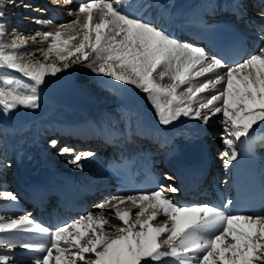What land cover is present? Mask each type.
I'll return each instance as SVG.
<instances>
[{"label":"bare ground","instance_id":"obj_1","mask_svg":"<svg viewBox=\"0 0 264 264\" xmlns=\"http://www.w3.org/2000/svg\"><path fill=\"white\" fill-rule=\"evenodd\" d=\"M7 1L9 5H12V6L15 5V0H7ZM217 1H221L223 3L221 6V9L215 8L216 7L215 5H217L218 3ZM135 2L137 1L133 0V3ZM159 2L165 3L166 5L155 7L156 5L159 4ZM59 3H61L60 7H62V9L64 8L63 10L67 12L68 10H71L75 6H79L80 8L81 7L92 8L96 6L90 11L82 10L78 16V17H80V15L82 16L80 17L81 18L80 23L79 21H75V22H78L75 28H71L73 26L72 24H71L72 26L69 28L70 24L68 23H70L71 20L75 19L77 14L68 15L67 12L63 10H61L60 12L58 11L53 12V9H51L52 6L50 7L49 5L48 6L49 8H47L49 13L45 14L47 17L46 19L48 20V25H43L44 35L42 34L41 36H39L37 34L38 38L47 41L50 44V46H52L53 48L56 46L64 45L66 49L71 48L70 49L71 53L74 50H76V49H72V46L77 45V43H81L82 46L88 45L89 50L93 48L103 49L102 52H104V54L100 52L102 55H98L96 57V55L94 54L95 56H91V57H94V59H97L95 60L97 62L90 63L88 60V61H85V63L89 62L87 66L86 65L81 66L79 71L80 72L82 71L84 75L82 77V80L78 79L79 83H83L85 84V87H89V85L87 86V83L90 82L89 77L91 76V73L94 76L96 75V71H95V74L93 73L94 70H98L101 72L102 71L105 72L106 70H113L117 73V75L121 74V71L118 70V67L112 64H107V63L109 61L111 62L114 59H118L120 53H117V52H121L126 46L133 44V43L134 44L147 43L151 47H153L157 53L156 55L152 49H149V53L151 54V57L153 58V65L155 64L156 72L158 71L162 74L160 76V81L158 80L159 81L158 84L169 85L168 83H170L171 86L173 84H176L178 87L179 86L186 87L188 89L186 91L187 93H189L188 95L195 94V93L202 94L203 96H202L201 102L203 103V101L205 100L206 104L209 103L206 106L207 109L217 110V106L213 102L214 100L206 99L210 97L214 98L215 91H213L214 89L211 88L213 85H209V84L204 85L205 84L204 81H206V79L204 80L202 79V82H201V79L196 78V77L199 78L202 74L204 75L205 72L210 71L211 69H214V71L210 75H214V78L212 80L213 81L216 80L214 81L216 83L215 86L216 85L223 86V92H224L225 101H226L224 107L227 106L228 101H229V104L231 105L230 110L234 112V114L231 115L233 119L231 118L230 120L232 124L234 123V125H230V128L232 129L235 128L237 130L236 133H237L238 140L241 137H244L245 134H247L251 143H252V140L255 143V148L258 151L263 149L262 146L260 145V140L264 138V134H263L264 113L263 112H259V113L251 112L252 114L244 115L242 121L238 122V119L242 114L245 113L244 111L248 112L254 107V106L252 107V103L253 104L259 103L258 99H254L253 97L249 98V96L247 95H246L247 97H245V95L243 96V93L246 94V91L248 90H252V93H255L257 95L264 93V86H263L264 78L260 79L261 78L260 76L257 77L258 73L255 71L253 72V74H251L252 73L251 72L250 75L243 77L242 71L243 70L245 71L247 68L246 67L245 69H243L245 65H242L241 67H236L233 69L228 68L227 70H223L222 67L218 66L217 61L213 60L211 64L217 63L216 67L212 66L214 68H211V67L208 68L209 67V65L207 64L208 62L205 63L206 59L204 60L203 55L201 53L185 50L183 49L184 46L182 44L176 45L177 43L175 42V40H173L175 38L173 36L175 33L174 30H177L178 28L181 29L182 27L186 28L187 24L185 23L189 22L188 20L192 22V21H196L197 19H206V20H209V22L211 23H216L218 18H216L215 16L220 15L222 12L225 11V9L226 11L227 10L229 11L232 6L234 8L236 7L241 8L242 11H244V13H246L245 10L251 12V15H249V17H251L252 21H257V18H256L257 16L256 14L254 16V11L249 10V7L251 10H253L249 0H200V4H197V3L193 4V0H190V2H186V3L177 2L176 0H144L145 5H149L152 7L150 8L152 10V13L150 11L145 12V8H142L141 12H136L137 15H134L133 13V10L135 6H137L136 5L137 3L135 5H131L129 3L126 6H124L122 1L121 3L120 2L117 3L115 1L113 2L112 0L111 3H109V6L108 7L106 6L107 7L106 11L104 10L105 16L103 17H106L105 19H107L108 21L103 19V17L101 18V16L96 13V8L100 7V6L97 7V4H100L102 2L95 1L89 4H83L80 2V0H59ZM56 6H58V4ZM209 10L212 13L217 11V14L216 15L212 14L213 16L205 14V12L206 11L209 12ZM117 13L123 16H119L117 15ZM49 14L50 15L54 14L56 18L54 17L50 18L51 16ZM189 14H190V17L186 18L187 21L184 20V16H187ZM58 17H61V19L59 20ZM72 17L73 19H71L70 21H66ZM229 17L231 18V16ZM260 17H263V16H260ZM0 19H1V16H0ZM75 20H78V19L76 18ZM39 21L40 20L35 19V16H34V18L27 21V23L31 25V23L32 24L34 22L38 23ZM258 22L261 24V20H258ZM2 25L0 27V30L2 28ZM60 25H62L63 29L59 27ZM110 25L112 26L110 27V30H108L107 28H109ZM24 26H26V24ZM26 28L27 27H22L21 25H19V27L15 26L16 31H14L13 34L10 36L13 37L14 40L17 39L19 41L18 37L21 36L20 35L21 33L19 32L27 31ZM72 29L74 30L70 31ZM37 35H35L32 40L29 39L30 37L28 39L22 38V41H20V44H18L19 46L17 48V44L16 46L14 45L11 46V44L9 43L11 41L8 40L9 38L7 39L6 37L7 35L5 34L2 37L3 41L1 44H4V45L6 43L8 44V48L5 51V54L8 56L6 57L7 61L10 64L14 65L15 67L21 68L19 66L20 60L18 59L15 52H20L19 54L22 55L24 52V50H22V46L25 45L23 44V42H28L29 44L31 41H34L36 43L38 41L37 40L38 38L36 37ZM76 35L79 39H76L75 41L73 37H76ZM130 47L128 48L131 50ZM85 48L87 47H84V49ZM85 51H82V52L78 51L79 53L77 51L76 52H77V55L79 56L80 54L81 59H83L85 58V56H83L82 54H84ZM114 53H117V54H114ZM86 55L89 56L88 52L86 53ZM129 58H130V55H129ZM79 59L80 57H78V60ZM100 59H102V61H100ZM83 60H86V59H83ZM247 63L248 64L250 63V67L254 64L255 67L258 68V66L260 65L262 66L264 62H261V60H257L256 64L252 62V65H251L250 61H248ZM201 64H207L208 69L200 67L201 69H203V71L199 73H195L197 71H195L194 69L196 68V66H199ZM255 67L253 69H256ZM146 70L144 71V73L146 72ZM64 71L65 70H63L62 68L58 66H48V67L43 66V68L34 69L32 74L33 76L34 75L45 76V77L49 76L52 78L63 80L65 77ZM190 72L192 73L190 74L192 78H195L194 81H192L193 79L189 75H187ZM150 73L152 72H148V74L147 73L146 74L149 75ZM154 76L155 75H153L152 77ZM157 78L159 79V77ZM239 78L241 79L243 78L246 81L249 80L247 82H250V83L246 85L245 81L242 80L240 82L241 79ZM149 79L151 80V78ZM207 80H211V78ZM232 82H236V83L234 84ZM155 83L157 82L155 81ZM147 85L148 84H146L145 88L147 87ZM225 85H226V88H225ZM151 86L147 92V97L150 103L153 105L154 110L152 111V114L150 113L151 123L148 120L150 124L147 128L142 127L140 123L134 122V120H131L130 115L128 116L129 119L127 118L128 119L127 122H125L121 120L124 117V115L119 114V112H116L115 114L113 112L112 113L104 112L105 108L100 106L101 102L100 103L96 102V99L94 98L95 101H91L90 103L93 105L94 104L97 105L96 107H99L98 109L103 110L101 117L96 118V119L100 121H105L102 123L109 124L108 128H111L112 126L117 127L120 124L123 130L125 131V133H129L132 130V133L135 136H138L141 138L151 137L158 144L159 152L162 153L163 155L166 154V158L168 157L171 159L170 161L171 165H168V166L165 165L164 158L160 160L158 159L157 161L158 163H162V165L166 168V169L161 168V171H167V172H163L167 175L166 177L173 179L175 182L178 181L179 176L177 175L178 178L177 176L173 177V173L171 172H174V173L176 172L177 174H183L189 177V176L195 175L197 171L202 170L204 167L209 168V166H211L212 164H213L212 166L217 167L218 164H216L215 158L212 159V156L216 155V153L219 151L220 147L222 146L221 142L223 140L222 139L223 137H225L227 140L231 138V135L229 133L225 134V136H222V137L220 134H218L216 138H213L211 140L208 139L206 141L204 139L203 140L197 139L191 135L186 138V142L184 141V142L179 143L175 148L171 146V140H172L174 133L178 131L180 128H191L192 127L197 131L199 130H201V132L208 131L210 127V126L208 127V125L209 124L212 125L215 123V122L211 123L212 121H218L217 123L218 124L220 123L219 119L217 118V116L219 115L215 114L212 117H208V120L206 121L207 124L203 127L195 126L194 121L188 120V116L191 114V111H190V108L184 104L185 99L182 98V96L177 95L178 90L176 91V89L178 87L175 86L176 89L172 88L171 91L173 92V94H171V93H167V91L164 90L165 88L163 87H162L163 91H160L159 89L156 90L157 88L155 86H154V89L156 88L155 89L156 93H154V90H152L153 86L152 87ZM238 87H240L239 88L240 92L237 93V91L235 90ZM208 89H210V91L206 92L205 90H208ZM98 96L99 95L97 94L96 97ZM99 97L102 99V101H106L107 99L105 95H101V93ZM229 97L231 99H229ZM262 102H264V98ZM238 103L242 104V106L244 107L243 108L244 110L243 109L241 110L240 108L239 109L236 108V105H238ZM162 106L166 108H163ZM263 107L264 105L262 106V108ZM97 110L95 109L94 112H96ZM161 111H164V112L167 111L166 115L161 114ZM204 111L207 112L205 108H204ZM50 117H53L52 119L56 121L53 122V120L52 121L46 120L45 122L47 123L45 124H47L48 126L55 124L62 128L65 125L64 123H68V125L74 124L72 125L74 127L75 125H77L75 123L78 122V121L62 122L61 120L56 119L57 114L52 115ZM165 117L166 119L168 117V119H171V120L169 121L167 120L168 122H165V119H164ZM225 121L227 123V121H229V118L228 120L225 119ZM225 121H223L224 128L226 125ZM114 123H117L118 125L115 126ZM169 125L172 128L178 127V126L179 128L170 132L169 130H166L165 128V127H169ZM140 126H141V129L139 128ZM217 126L220 127L222 125L219 124ZM136 127L137 129L135 130L134 128ZM150 127L155 128V130L154 129L151 130ZM44 128L45 126H39L34 131H32L33 133H36V135H34V138H31V139L29 138L23 139V137L20 138L19 143H24L25 145L24 151L26 152V157L29 156L27 159L28 161L26 162L20 161L22 158L21 153H24V152L19 151V150H14V148L10 149L9 147L8 151L9 153H11L9 154L6 152L7 149L4 150L5 145L2 143L1 145L2 148L0 147V157H1L0 158V179L12 181L17 176L22 175L24 180L27 181V183L25 184V187L31 188L33 183L38 182V183H41V185H45L46 187L47 186H51V187L57 186L61 188H66L67 184L64 181L66 179L70 180L73 175L76 176L75 178L86 177V175L89 173L90 167H92L90 166L91 159L82 158V157L75 158V156H65V155L60 156V154L56 156L55 152L57 153L58 150L53 151L52 148L41 147L40 144L37 142L40 139V136L44 134V132L47 130ZM9 134H12V133H9ZM120 135L124 136V132L120 133ZM7 136H8V139L11 137H17L16 135H7ZM177 138H179V140L181 141L184 139V137L182 136H179ZM214 139L218 142L220 140L219 146H215L214 144H211L213 143L212 140ZM229 141H231L230 144L234 142V141L232 142V140H229ZM246 141H247V138L244 139L242 142H238V148L236 149L235 153L233 154L232 152V157L230 155V158L232 159L228 161L226 160L227 162L222 160L220 162L221 165L227 163L226 167L229 166V168L232 169L233 163L236 161V158L239 155L240 150L242 149V151H244L246 149V146H243L247 144ZM225 143H228V142L225 141ZM184 145H186V147ZM168 147L171 148V153ZM216 148H217V151L215 152ZM226 148H228L229 150L231 147L226 146ZM59 150H61V148ZM163 150L165 151V154ZM51 151L53 152L52 156L49 155ZM8 154L11 155V158L9 157ZM7 155H8V159L10 158L11 162L13 163V165H9V168L11 166V169L9 168L7 169L6 163L10 162L9 160H7ZM218 157H220L221 159L220 155ZM175 163L178 164V166L173 168V165ZM159 167H161V165H159ZM59 170H61V172H59ZM51 187H48V188L51 189ZM164 187L165 189H171V192L175 191L174 185L172 183H170L169 186H164ZM3 190L4 189H0V196L5 195L6 192ZM163 192H164V198L169 196L166 190H163ZM9 193L10 194L13 193L12 195L15 196V192H9ZM184 193L185 192L183 191L181 194H184ZM154 198L155 197L152 196L150 197V199H147L145 201H139L137 199H129V200L121 199L119 201L112 202L109 204L105 202L104 204H107L105 207L95 206L92 208V210H90L89 212H86L85 216H83L82 219H79L75 223H73L74 225L72 226V228H70V230L73 229L72 230L73 232L74 231L78 232L74 237H70V235L66 233L67 231H69V229L65 231L61 230L59 232H52L49 237L47 232H45L44 230L42 231L37 226L39 222L35 221V219L32 218L35 210H32V213L30 214L29 213L20 214L19 213L20 207L18 206V204H15L14 210H13L14 211L13 216H8V213L6 212H4L3 214L0 213V264H67L71 260H67V258L64 257V254H63L65 253L64 248L67 247L71 241H74L76 244L77 243L81 244L82 242H86L85 240L88 239L87 236L92 237L91 241L89 242H93L91 244H93L94 247H92L90 250L88 249L85 250L80 246L79 251L81 250V252H84L85 254H88L91 256V254L93 253L92 251L94 249H97L100 242L102 241V237H105L104 235L108 234L111 228H112L111 229L112 231H114L115 228L117 231H122V229L124 228L120 227L121 223L122 224L129 223L130 217L131 216L134 217V214L138 212L141 214L143 213L144 219L146 220V222L144 221L145 223L143 222L140 223V221H137L135 225L136 228L142 224H143L142 227L146 225L148 226V228L144 231L142 230L136 231L134 229L135 232L134 231L130 232L126 234L125 236H123L124 238H121L120 240L117 239L111 245H107L105 248L102 249V252H100V254L94 253L100 259L99 261L100 264H193L194 263L193 257H198L200 256V254H202L201 256H204V254H207V256L206 258L202 257L200 259L201 261L198 262V264H216L217 262H215V252L217 251L220 252L221 255H219V258L223 256L222 254H224V256L227 255V252H230V248L228 247L229 244L231 246L238 247L237 248L238 251L232 254V256L235 254L238 255V258H239V261L235 264H242L241 263L243 262L242 255H244L249 260V262L260 260V259L252 258L251 252L245 249V244L248 245V243H246V241L248 242V240L244 241L243 236H241L240 238H237L236 231L238 230L241 232L243 231V233L253 232L252 234L255 236L256 234H254V232L255 231L257 232V228L261 226L262 229L260 230V233H261V237H263L264 239V217L259 218L260 216H258L257 218H255L258 221H254L255 222L254 225L252 224L253 222H251L253 221V219H246L245 221L237 220V221H233L234 223L233 222L227 223V221L231 219H227L224 217H216L215 215L211 214L209 211L204 212L203 211L204 209L202 210L197 209L193 211L192 213H182V214H180V212L178 211H174L175 213L170 214L169 216L170 217L169 224L165 223L166 225L165 224L161 225L158 223V221L160 220L157 219L158 218L156 216L157 214H154L155 204L153 205V203H155L154 201H156L154 200ZM2 199L3 197H0V200ZM171 202H173V198L171 199ZM166 207H168V204H162V203L158 207L159 212L162 213L164 217H165V214L169 212L168 210H165ZM117 212H121L118 214L120 216L119 220L114 219V218H117L116 216H114L115 214H117ZM89 214H92V215H89ZM101 217L102 219L100 220ZM247 220L249 221V223L246 222ZM152 222H156L158 224L154 225L155 227L153 226L151 227L150 224ZM111 224L112 225L114 224L117 226L109 227ZM233 224L238 225V227L241 230L237 229L238 227H235V225ZM107 226H108V229L106 228ZM203 226H205V229L201 231L203 232V234L199 232L197 237H191V238H197L196 239L197 241L191 238L187 239L186 237L187 233H190L193 230H196V227L200 228ZM188 227L190 228V230L186 231ZM103 231L105 232L102 234ZM170 234H171V237L176 236V239L170 244L171 248L166 253L168 255H166V257H162L160 252H158V250L161 249L158 243L159 241H161V239L162 240L165 239V237ZM247 236H249V234ZM16 237L18 238V240L16 239ZM30 237H32L30 239L31 245H28V240ZM230 240H232L233 243L231 242V243L226 244V242ZM212 244L214 245V247H212ZM256 244L258 245V242ZM259 245H263V244L261 243ZM162 249L167 250L165 244H164V247L162 246ZM96 255H94V257ZM156 257H160L161 259L159 260L157 259L156 261L150 262V260H154L153 258H156ZM220 261L221 262H218V264L224 263V261H226V258L223 259L221 257Z\"/></svg>","mask_w":264,"mask_h":264},{"label":"rangeland","instance_id":"obj_2","mask_svg":"<svg viewBox=\"0 0 264 264\" xmlns=\"http://www.w3.org/2000/svg\"><path fill=\"white\" fill-rule=\"evenodd\" d=\"M41 1H44V2L41 3ZM54 1L55 0H15V5L12 6V5L8 4L7 0H0V16H1L0 27L3 24L2 28L0 30V32H1L0 33V47L2 46L1 47L2 49L0 48V50H2V51H0V147L2 148L1 145L3 143L5 145L4 150L7 149V151H6L7 153H9V151H8L9 147H10V149L16 148L20 144L19 140L21 137H23V139H28V138L31 139V138H34V135H36V133L31 132L29 134V137L25 138V136H26L25 134H18L16 132H14V133L10 132L12 129H15L17 131H19V129H31L33 124L40 122L45 117H47L49 114H53L55 112V110H59L62 113L61 116L59 117V112H57L56 119H59L63 122L75 121V119L79 120V118L76 115L81 116V117L83 116L82 117L83 119L87 118V116L89 117L90 114L94 118H100L103 110L98 109L99 107H96L97 105H95V104L93 105L90 103L91 101H95V99H96V102H98V103L101 102L100 106L105 108L104 112H108V113L113 112L114 114L116 112H119V114L124 115V117L121 120H123L125 122H127V120L129 119L128 116L130 115L131 120H134V122L140 123V125L142 127L147 128L149 126V124L151 123L150 116L152 114V111L154 110L153 105L150 103V101L147 97V92L150 89V86L151 85L153 86V87L152 86L151 87L153 88L152 90H154V93H156V91H155L156 88H157L156 90L159 89L160 91H163V88H165L164 90H166L167 93H171V94H173V92L171 91L172 88L176 89V87H178L176 84H173L171 86L170 83H168L169 85L158 84L160 81V76L162 74L158 71L156 72L155 64L153 65V58L151 57V54L149 53V49H152L156 55H157V53L154 50V48L151 47L147 43L130 44V45L126 46L121 52H117V53H120L118 59H114L111 62L110 61L108 62L106 60L108 62V63L106 62L107 64H112V65L118 67V70L121 71V74L117 75V73L113 70H106L105 72L94 70L93 73L95 74V71H96V75L94 76L91 73V76L89 77L90 82L87 83V86L89 85V87H85V84L79 83V80L80 79L82 80V77L84 75L82 73V71L81 72L79 71L81 66H83V65L87 66V64L89 62L90 63L97 62V61H95L97 59H94V57H91V56L96 55V57H97L98 55L104 54V52H102V50H103L102 48H100V49L98 48L99 50L97 48H93V49L89 50L88 45L82 46L81 43H77V45L72 46V49H76V50H74L75 52L73 51L71 53V51H70L71 48L66 49L64 45L56 46L53 48L52 46H50V44L47 41L38 38V35L39 36H41L42 34L44 35V29H43L44 26L43 25H48V20L46 19L47 17L45 15V14L49 13L47 10V8H48L47 6H49V5H50V7L52 6L51 9H53V12H56V11L60 12L61 10L64 9V8L62 9V7H60L61 3H59V0H56L55 2ZM111 1L112 0L97 4V7L98 6H100V7L96 8V13L98 15H100L101 18L103 16H105V11H106L107 7L109 6V3H111ZM114 1L117 3H119V2L121 3V1L122 2H125V1L128 2L129 0H113V2ZM135 1L138 2V0H135ZM176 1L182 2V3L190 2V0H180V1L176 0ZM137 2H135L133 4H136ZM195 2L198 3V0H195ZM217 2H220V1H217ZM143 3H144V0H139L138 4H136V5L137 6L142 5L143 7H145L146 5ZM57 4H58V6H56ZM164 4L165 3L158 4L155 7H158V6H161ZM219 5H217V6H219ZM95 7H92V8L81 7L80 8L79 6H75L71 10H68V12L63 10L65 12H67L68 15L77 14L75 19L77 18L78 20L73 19V17L66 20V21H70L71 19H73L70 21V23H68V24H70L69 28L72 25L73 26L71 28H75V26L78 24V22H75V21H79V23H80V19H81L80 17H82V16L81 15H80V17H78V16L82 10L90 11L91 9H93ZM34 16H35V19L40 20L39 21L40 23L34 22L35 24L34 23L33 24L31 23V25L28 24L27 21L34 18ZM50 16H51L50 18H52V17L56 18L54 16V14L50 15ZM50 18H49V20H50ZM105 18L106 17H103V19H105ZM58 19L60 20L61 17H58ZM105 20H107V19H105ZM25 24H26V26H24ZM19 25H21L22 27H27L26 28L27 31L19 32V33H21L20 34L21 36L18 37L19 38V41H18L17 39L14 40L13 37H11L10 35H12L14 31H16L15 26L19 27ZM111 26L112 25H110L109 28H107V29L110 30ZM59 27L61 29H63L62 25H60ZM73 30L74 29H72L70 31H73ZM5 34L7 35L6 36L7 39L9 38L8 40L11 41V42H9L11 44V46H13V45L16 46V44H17V48L19 46L18 44H20V41H22V38L28 39L30 37L29 39L32 40L33 37L38 34L36 36L38 38V39L36 38L38 40L36 43L34 41H31L29 44H28V42H23V44H25V45L22 46V50H24L22 55L19 54L20 52H15L18 59L20 60L19 66L22 69L15 67L14 65L10 64L6 59V57H8V56L5 54V51L8 48V44L7 43L5 45L1 44L3 41L2 37ZM25 36H27V37H25ZM73 39L76 41V39H79V38L76 35V37H73ZM12 43H14V44H12ZM84 47H87V48H85L86 51H85ZM128 47H130L131 50ZM136 49H138V50H136ZM76 51L77 52L78 51H80V52L85 51L84 54H82V55L85 56V58H83V59H86V60L81 59L80 54L78 56ZM87 52H88L89 56L86 55ZM129 52H130V54H129ZM138 52H139V54H138ZM117 53H114V54H117ZM129 55H130V58H129ZM78 57H80L79 60H78ZM258 57L259 56L256 57L257 60H261V62H264V55L262 57H259V58ZM256 59L250 61L251 65H252V62H254L256 64V61H257ZM88 60H89V62L85 63V61H88ZM100 61H102V59H100ZM205 63H207L209 65L208 68L214 66L213 64H211L210 60H206ZM207 64H201L199 66H196V68L194 70L197 72H195V73H199V72L203 71V69H201V68H207V66H208ZM246 65H248L249 67ZM246 65L243 68V69H245L247 67L246 70L244 71L242 69L243 70L242 71L243 77L250 75L251 72H252L251 74H253V72L255 71L258 73L257 77L260 76L261 77L260 79L264 78V63L262 64V66L261 65L258 66V68L255 67L254 64L251 66L252 68L250 67V63L249 64L247 63ZM43 66H45V67L46 66L47 67L48 66H58V67L62 68L63 70H65L64 71V73H65L64 79L59 80V79L52 78L49 76L45 77V76H39V75L33 76V74H32L33 70L36 68H43ZM214 67H212V68H214ZM254 67L256 69H253ZM145 70H146V72L144 73ZM147 71L152 72V73H150L152 75H150V74L147 75L148 74ZM158 73H160V74H158ZM190 74H192V73L190 72L187 75H189L192 78V76ZM153 75H155V76L152 77ZM163 75H165V74H163ZM207 76H206V72H205L204 75L202 74L199 78L198 77H196V78L201 79V82H202V79L203 80L206 79V81H204L205 82L204 85H207V84L213 85L211 88L214 89L213 91H215L214 92V98L210 97V98H206V99L207 100H211V99L214 100L213 102L217 106V110L207 109L206 106L209 103L206 104L205 100L203 101V103L201 102L202 101L201 99L203 96L202 94L195 93V94L188 95L189 93L186 92L188 90L186 87L179 86L181 88L178 87L176 89V91L178 90L177 95L182 96V98L185 99L186 102L184 101V104L186 106H188L190 108V111H191V114L188 116V120L194 121L195 126L203 127L207 124L206 121L208 120V117H212L215 114L219 115V116H217V118L220 121L219 124L222 126H220V128H219L217 126V125H219L217 123L218 121H212L211 123H214V122L215 123L212 125H210V124L208 125V127L209 126L210 127L207 131V134H208V137L210 139L216 138V136L218 134H220L221 137L225 136V134H227V133L232 134L231 138H229L228 140L225 137L222 138L223 139L221 142L222 146L218 152V154L221 156V158L224 157V158L229 159L230 155L232 156V152H233L232 150L234 149V146H235V137L234 136H235L236 129L230 128V125H234V123L232 124V122L230 121L232 118L231 115H233L234 112L232 110H230L231 105L229 104V101H228L227 106L224 107L226 101H225V96H224V92H223V86H221V85L215 86L216 83L214 81H216V80L213 81L212 78H211V80H207V79H210ZM157 77H159V79ZM205 77H207V78H205ZM149 78H151V80ZM192 79H193L192 81L195 80V78H192ZM239 79H241V78H239ZM242 80L245 81L246 85H248L250 83V82H247L249 80L246 81L243 78L240 80V82ZM155 81L157 83H155ZM232 83L235 84L236 82H232ZM146 84H148V85L145 88ZM154 86L156 87L155 89H154ZM263 86H264V84H263ZM225 88H226V85H225ZM239 88L240 87L236 88V90H235V91H237V93L240 92ZM212 89H211V91H212ZM205 91L206 92L210 91V89L205 90ZM157 92H159V91H157ZM100 93H101V95H105V97L107 98L106 101H102V99L99 97ZM97 94L99 95L98 97H96ZM254 94L255 93H252V90L246 91V94L243 93V96L245 95V97L249 96V98L253 97L254 99H258L259 103H257V104L252 103V107L254 106L255 108L253 107L248 112L244 111L245 113L239 117L238 122L242 121L244 115L252 114L251 112H255V113L263 112L264 113V107L262 108V106L264 105V102H262L263 98H264V93H261L259 95H257V94L254 95ZM91 97H93V98H91ZM230 97H231V95H230ZM230 97H229V99H231ZM107 103H109V104H107ZM233 105H234V103H233ZM162 107L166 108L164 106H162ZM227 107H229V108H227ZM204 108L209 114L204 111ZM236 108L237 109L240 108L242 110L244 107L242 106L241 103H238V105H236ZM95 109L96 110L98 109V110L96 112H94ZM203 111H204V113H203ZM166 112L167 111H165V112L161 111V114L166 115ZM123 115H121V116H123ZM66 116H68L70 118L67 119ZM220 116H221V118H220ZM52 118L53 117H50V118H47L46 120L52 121L53 120ZM228 118H229V121H227V123H226L225 119L228 120ZM164 119H165V122H168L169 120H171V119H168V117H167V119H166V117ZM164 119H163V121H164ZM148 120L150 123L148 122ZM223 121H225V123H226L225 128L223 126ZM19 122L20 123L28 122L29 125L21 128L18 124ZM45 123H47V122H45ZM114 124H115V126L118 125L117 123H114ZM9 125H12V127H9ZM213 126H214V128H213ZM118 127H122V126L119 124ZM150 128H151V130L152 129L155 130V128H152V127H150ZM165 128H166V130H169L171 132L173 130L178 129L179 126L172 128L169 125V127H165ZM179 131H180V129L178 131H176L174 133V135H176ZM9 133H12V134H9ZM2 135H4V136H2ZM7 135H16L17 137H11L8 139ZM198 135L199 134H196L195 136H197L199 138ZM233 138H234V140H233ZM229 140H232V142L233 141L234 142L230 144L231 141H229ZM225 141L228 142L229 144L225 143ZM219 143H220V140H219V142L217 141L216 144L214 142L211 144H214L215 146H219ZM178 144L179 143H177V145ZM171 146L173 148L176 147L173 143H171ZM226 146L231 147L230 148L231 150L229 149L231 151V153L228 150V148H226ZM23 148H25V145ZM168 148L170 149V153H171V148L170 147H168ZM165 149H167V148H165ZM164 150H163V152L165 154ZM2 151H3V149H2ZM53 151H56V150H53ZM9 154H11V153H9ZM56 154L58 155L60 153H56ZM8 155H7V160H9ZM224 158H222V159H224ZM228 159H226V160H228ZM6 164H7V169H8L9 168V165H8L9 162H7ZM10 164H11V161H10ZM9 169H11V166ZM154 202H155V203H153V205L155 204L154 205V207H155L154 214H157L156 215L158 217L157 219H159L160 221L162 220L161 222L158 221V223L161 225L165 224V223L169 224L170 219L169 220L166 219V217H164V215H162V213L159 212V210H158L159 206L156 205V201H154ZM113 213H115V212H113ZM119 213H121V212H117V214L114 215L117 217V218H114L115 220H119V218H120V216L118 215ZM89 215H92V214H89ZM142 215H143V213L141 214L138 212V213L134 214V217H132V216L130 217L129 223H126V224L121 223L120 227L124 228V229H122V231H117L116 228H115V230L113 228L114 231H112L111 230L112 228H111L109 233L104 235L105 237H102V241L100 242V244L98 246L99 248L97 247V249H94L92 251L93 253L91 254V256L88 254H85L84 252H81V250L79 251L80 246L85 250L86 249L90 250L92 247H94L93 244H91L93 242H89L92 239L91 236H87L89 240L87 239V240H85L86 242H82L81 244H79V243L76 244L74 241H71L69 243V245L64 248L65 253H63L64 257H66L67 260H71L67 264H100L99 263L100 259L98 258V256L96 254H100V252H102L103 248H105L107 245H111L117 239L120 240L121 238H124L123 236H125L126 234H128L130 232H133V231L135 232V230L136 231H141V230L144 231L148 228V226H146V225L144 227H142L143 224L140 225L141 227L139 226L136 228V226H135L137 221H140V223L146 222V220L144 219V215L143 216ZM263 217H259V218H263ZM101 219H102V217L100 218V220ZM254 221H258V220L254 219L253 221H251V222H253L252 223L253 225L255 223ZM246 222L249 223L248 220ZM158 223L152 222L150 225H151V227L152 226L155 227L154 225H156ZM106 225H107V223H106ZM233 225H235V224H233ZM115 226H117V225L111 224L109 227H115ZM235 227H238V225H235ZM106 228L108 229V226ZM237 229H240V228L238 227ZM261 229H262L261 226H259L257 228V232L256 231H255L256 233L254 232V234H256L255 236L252 234L253 232H251V233L244 232L243 233V231L242 232L239 230H238L239 232L236 231L237 238H240L241 236H243L244 241L248 240V242L246 241V243H248V245L245 244V249L247 251L251 252L252 258L260 259L257 261L249 262V260L244 255H242V257H243L242 258L243 262H241L242 264H264V239H263V237H261V233H260ZM72 230L73 229L70 230V228H69V231L66 232L67 234L70 235V237H74L78 233L76 231L73 232ZM104 232L105 231H103L102 234ZM248 234H249V236H247ZM193 235L195 236V234H193ZM250 235H251V237H250ZM245 237H246V239H245ZM247 237H248V239H247ZM175 239H176V236L171 237V234H170V235L166 236L165 239H163V240L161 239V241H159V243L157 242L159 244V247L161 248L160 250H158V252H160L162 257H166V255H168L166 253L168 252V250H170V248H171L170 244ZM250 241H252V242H250ZM231 242H232V240L227 241L226 244L231 243ZM257 242H258V245L261 243L263 245H259V247H258V245L256 244ZM164 244L166 245L167 250L162 249V246L164 247ZM229 245H228V247L230 248V252H227V255H225V256H224V254H222L223 256H221L223 259L226 258V261H224V263H222V264H235L239 261L238 255L235 254V255H233L234 257L232 256V254L234 252L238 251V249H237L238 247L235 246L236 247L235 248L234 246H231V245L229 246ZM248 246H249V248H248ZM212 247H214L213 244H212ZM94 253H96V254H94ZM94 255H96V256L94 257ZM201 255L202 254H200V256H198V257L192 256L193 260H194L193 264H198V262L201 261L200 259L202 257L206 258V256H207V254H204V256H201ZM219 255H221L219 251L215 252V262H217L216 264H218V262H221L220 261L221 257L219 258ZM205 258H204V260H205ZM153 259L154 260H150V262L156 261L157 259L159 260L161 258L156 257ZM144 261H145V259H144ZM146 261H148V260H146ZM219 264H221V263H219Z\"/></svg>","mask_w":264,"mask_h":264}]
</instances>
